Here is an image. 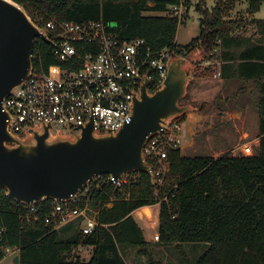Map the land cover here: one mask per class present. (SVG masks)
Instances as JSON below:
<instances>
[{
	"label": "trees",
	"instance_id": "1",
	"mask_svg": "<svg viewBox=\"0 0 264 264\" xmlns=\"http://www.w3.org/2000/svg\"><path fill=\"white\" fill-rule=\"evenodd\" d=\"M14 1L32 19L40 15L73 21L102 18L115 25L117 38L142 37L153 50L176 47V53L184 56L199 45L208 55L218 46L222 59L220 77L224 81H250L256 89L259 145L251 155L216 158L183 156L179 149L169 150L168 167L160 186L155 182L158 166L151 160L148 164L153 175L130 172V176L139 177L117 187L105 180L107 174H101L102 186L91 192L88 201L91 209L88 213L96 212L98 224L88 234L81 230L82 217L58 229L46 224L43 218L51 210L52 199L35 202L36 212L30 213L28 204L7 197L5 190L0 189V227L4 228L0 260L9 248L19 254V264H127L120 249L130 246L140 247L138 252L147 257L146 264H169L152 258L133 215L141 207L159 203L158 244L179 246L185 242H208V249L195 264L220 263L217 255L222 248L225 258L231 260L228 264H264V18L226 19V10L236 0H217L210 8L206 0H199L194 8L202 15L200 34L178 48L175 34L179 19L170 13V7L181 0ZM183 2L188 11L190 0ZM262 3L264 0H248L247 12L256 13ZM251 23L258 36L238 34L239 29ZM35 46L38 49L34 68L46 69L56 62L50 44L40 41ZM240 93L238 90L236 95ZM185 119L183 114L174 121L181 123ZM112 196L115 199L110 201ZM68 203L84 207L86 201ZM78 246L91 247L88 260L78 255L69 258ZM219 246L221 249L217 252Z\"/></svg>",
	"mask_w": 264,
	"mask_h": 264
},
{
	"label": "built area",
	"instance_id": "2",
	"mask_svg": "<svg viewBox=\"0 0 264 264\" xmlns=\"http://www.w3.org/2000/svg\"><path fill=\"white\" fill-rule=\"evenodd\" d=\"M185 11L183 0L170 7V13L179 22ZM32 21L40 33L34 38L30 50L32 62L37 58L38 47L35 44L46 40L50 41L47 43L52 47L56 62L46 69L33 67L30 76L14 86L2 100L8 129L14 134H22L45 123L50 124L53 130L68 133H80L81 128L89 124L101 133L117 131L130 122L133 99L139 95L144 79L148 81L147 90L153 91L166 77L169 59L181 56L176 53V47L153 50L142 37L119 39L115 36V25L102 18L73 21L40 15ZM221 64L217 46L198 66L210 70L216 78L220 77ZM166 126L167 130L161 129L150 135L143 148L147 162L154 161L158 166L155 172L158 186L167 171L168 151L181 148V123L172 121ZM138 177L137 174L130 176L125 173L118 179L107 175L105 180H110L117 187ZM101 186L102 180L97 175L70 198L72 203L85 200L84 207L73 206L69 201L53 200L44 222L58 229L82 217V232L91 233L98 223L94 217L96 212L88 213L91 211L88 201L91 192ZM157 193L158 190L155 191ZM113 199L115 196L110 201ZM28 205L30 213L36 212L34 203ZM26 219L30 220L29 214ZM3 232L4 228L0 227V240ZM153 237L154 241L159 240L157 230ZM9 251V248L5 249L4 257L9 256Z\"/></svg>",
	"mask_w": 264,
	"mask_h": 264
},
{
	"label": "water",
	"instance_id": "3",
	"mask_svg": "<svg viewBox=\"0 0 264 264\" xmlns=\"http://www.w3.org/2000/svg\"><path fill=\"white\" fill-rule=\"evenodd\" d=\"M39 34L22 5L0 0V189L23 204L46 199L67 202L97 175L118 179L130 172L151 174L143 153L149 136L167 130L166 124L181 115L200 109L180 102L187 95L194 70L206 56L201 46L184 56H172L166 77L153 91L147 90L144 79L133 99L130 122L117 131L101 133L89 124L80 133H68L45 123L14 134L8 129L1 102L30 76V50ZM12 261L19 264V254Z\"/></svg>",
	"mask_w": 264,
	"mask_h": 264
},
{
	"label": "rangeland",
	"instance_id": "4",
	"mask_svg": "<svg viewBox=\"0 0 264 264\" xmlns=\"http://www.w3.org/2000/svg\"><path fill=\"white\" fill-rule=\"evenodd\" d=\"M200 1L190 0V7L188 11H185L186 14H184L183 19L178 24L175 34V42L178 48H183L200 34V19L202 15L194 8ZM216 2L217 0H206L205 4L210 8ZM229 8L230 10H226L225 13L226 19H242L246 21L252 18H264V3L261 4L259 11L252 15L247 12L248 0H236ZM143 14L155 15L158 13L144 12ZM237 32L242 36H258L252 23L245 24ZM205 70L202 66H197L189 82L187 95L180 102L181 104H192L198 108L200 107L197 112L186 114L189 122L186 120L181 122L182 130L184 129L181 132V148L179 149L181 154L183 156L207 155L216 158L221 155H249L253 153L249 145L245 143L252 140L258 132L259 115L255 106L256 97H251L250 112L245 118L243 115H238L237 112L229 115L223 112V109L218 111L217 108L222 106V104L218 103L220 101V93H216V91L221 86H231L235 80L224 81L218 77L214 78L211 71ZM238 82V84L244 86L246 84ZM200 96H204L205 99ZM243 121L245 122L243 123ZM243 146L245 147L244 149ZM139 209L135 210L133 215L141 227L146 240H148L147 250L154 260L169 264H195L196 260L208 249L209 243L204 241L185 242L179 246L158 244L154 241L153 233L157 230L156 217L159 204L156 203L151 206L152 215L150 217H146ZM220 247L217 252L221 249ZM139 249L140 247L130 246L127 248L128 253L133 258L132 264L147 263V257L140 254L138 252ZM91 251L92 249L89 246H78L70 253L69 258L78 255L80 258L88 260ZM182 251L185 255L181 253ZM220 252L217 255V259L220 262L218 264L231 263V260H227L224 256L225 249L222 248ZM15 254V250H10L9 256L0 260V264H14L12 258ZM253 255L255 256L254 253ZM213 264L217 263L214 262Z\"/></svg>",
	"mask_w": 264,
	"mask_h": 264
},
{
	"label": "crops",
	"instance_id": "5",
	"mask_svg": "<svg viewBox=\"0 0 264 264\" xmlns=\"http://www.w3.org/2000/svg\"><path fill=\"white\" fill-rule=\"evenodd\" d=\"M208 71H210V70H208ZM218 78H221V77H218ZM238 83L239 82L235 80L231 86H225V87L221 86L216 91V93L217 92L220 93V97H219L220 101H218V103L222 104V106L218 107L217 109H218V111H221L223 109V112H225L226 114H229V115L235 114V112H237L238 115H243V117L245 118L246 115L250 112V106H251V100L250 99L252 96L255 97L256 89L254 88L253 84L250 81H245L244 82V83H246L245 86L238 84ZM246 85H248V86H246ZM238 90L241 91L240 95L239 94L236 95ZM200 97L202 99H205L204 96H200ZM206 97H208V96H206ZM228 98H230V99H228ZM231 98H235V99H231ZM238 117H240V116H238ZM185 120L188 121V118H186ZM188 122H187V127H188ZM244 122L245 121H243V123ZM183 130H181V132ZM245 144L249 145L250 150L253 151V153H251V154H254L255 148L259 145L258 132H257V134L254 135V138L252 140L248 141ZM244 146H246V145H244ZM244 146H243V149L245 148ZM251 154H249V155H251ZM151 206H153V205H150L149 207H151ZM156 222H157V217H156ZM147 242H148V240H147ZM127 248L128 247L121 248L120 251H121V254L123 255L126 263L132 264L133 258H131L130 254L128 253ZM89 256H91V253L89 254Z\"/></svg>",
	"mask_w": 264,
	"mask_h": 264
},
{
	"label": "bare ground",
	"instance_id": "6",
	"mask_svg": "<svg viewBox=\"0 0 264 264\" xmlns=\"http://www.w3.org/2000/svg\"><path fill=\"white\" fill-rule=\"evenodd\" d=\"M139 210L146 217H150L152 215V209L149 206H144V207L140 208Z\"/></svg>",
	"mask_w": 264,
	"mask_h": 264
}]
</instances>
